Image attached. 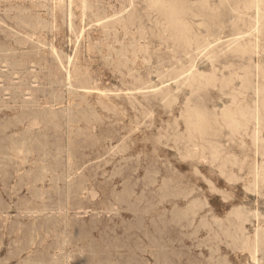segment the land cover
Listing matches in <instances>:
<instances>
[{
	"label": "rangeland",
	"instance_id": "rangeland-1",
	"mask_svg": "<svg viewBox=\"0 0 264 264\" xmlns=\"http://www.w3.org/2000/svg\"><path fill=\"white\" fill-rule=\"evenodd\" d=\"M251 1L0 0V264H264V23L231 43ZM170 6L217 42L181 52Z\"/></svg>",
	"mask_w": 264,
	"mask_h": 264
},
{
	"label": "bare ground",
	"instance_id": "bare-ground-1",
	"mask_svg": "<svg viewBox=\"0 0 264 264\" xmlns=\"http://www.w3.org/2000/svg\"><path fill=\"white\" fill-rule=\"evenodd\" d=\"M150 1H152V0H150ZM177 1V0H176ZM194 1V0H193ZM208 1V0H207ZM249 1H251V0H249ZM254 1H256V0H254ZM77 2H79V1H77ZM158 2V1H157ZM204 2V1H203ZM222 2V1H221ZM220 2V3H221ZM251 2H253V1H251ZM71 3V2H70ZM72 3L74 4V2L72 1ZM83 3H84V0H83ZM82 3V4H83ZM193 3V2H192ZM223 3V2H222ZM254 3V2H253ZM253 3H252V5H253ZM256 3H257V1H256ZM164 4V3H163ZM163 4H162V6H163ZM201 4V3H200ZM208 5H209V3H207ZM260 4V3H259ZM262 4V3H261ZM69 5V4H68ZM165 5V4H164ZM171 5V4H170ZM174 5V4H173ZM195 5H196V3H195ZM244 5V4H243ZM254 5H255V3H254ZM83 6V5H82ZM177 6H178V4H177ZM176 6V7H177ZM200 6V5H199ZM251 6V5H250ZM259 6V5H258ZM71 7V6H70ZM179 7V6H178ZM261 7H263V5L261 6ZM73 8H75V7H73ZM162 8V7H161ZM165 8V7H164ZM194 8H195V6H194ZM76 9H77V7H76ZM167 9H169L168 11H169V17H170V20H169V22H170V26H172V28H173V30H174V32H180V31H182V33H181V35L183 36L182 37V41H178V43H179V46L181 47V52H183L184 54H188V56L189 57H192V56H194V55H199L200 53H202L204 50H206V48H208V45L210 46V45H214V43L215 42H217V40H216V38H214L213 39V42L210 44V42H208L209 40H212V39H210V38H201V37H198V36H192L191 34L190 35H187V33H190V28H192L191 26L189 27V25L186 23V21H185V19L184 20H182V18L180 17V16H182V15H179L178 13H177V11H176V9H174V7H172V6H170L169 8H167ZM181 9V8H180ZM252 9V8H251ZM258 9V8H257ZM184 10V9H183ZM196 10V9H195ZM260 10V9H259ZM164 11V10H163ZM76 12H78L77 10H76ZM75 12V13H76ZM81 12V11H80ZM144 12V11H143ZM180 12V11H179ZM187 12V11H186ZM237 12H238V10H237ZM245 12V11H244ZM247 12V11H246ZM253 12V11H252ZM79 13V12H78ZM77 13V14H78ZM181 13V12H180ZM192 13V12H191ZM190 13V14H191ZM199 13V12H198ZM243 13V12H242ZM255 13V12H254ZM262 13V12H261ZM263 13H264V11H263ZM153 14V13H152ZM185 14V13H184ZM232 14V13H231ZM230 14V15H231ZM236 14H238V13H236ZM240 14V13H239ZM247 14V13H246ZM245 14V15H246ZM250 14V13H249ZM257 14V13H256ZM69 15V14H68ZM186 15V14H185ZM79 16V15H78ZM83 16V15H82ZM114 16V15H113ZM120 16V15H119ZM184 16V15H183ZM191 16H192V14H191ZM196 17H194V21H195V18H197V15H195ZM247 16V15H246ZM69 17V16H68ZM80 17V16H79ZM121 17V16H120ZM202 17V16H201ZM261 17H262V14H260V12H258V18H257V16H256V20H255V22L254 23H251V25H250V27H248V29H246L247 31H241V32H238V33H236V34H234V38H232V42L231 43H233L234 45H236V46H241V45H244V44H248V43H250L251 41H252V39H253V37L255 36V34L259 31V30H261L260 28H261V25H263V21L261 20ZM187 18H189V17H187ZM233 17H231L229 20H231ZM241 17L238 15L237 16V19H240ZM246 18V17H245ZM68 19H70V18H68ZM113 20H114V18H112ZM191 19H192V17H191ZM84 20V19H83ZM252 20V19H251ZM264 20V19H263ZM68 21H70V20H68ZM107 21V20H106ZM112 21V20H111ZM231 21H233V20H231ZM55 22V21H54ZM57 22V21H56ZM80 22V21H79ZM108 22V21H107ZM192 22V21H191ZM190 22V23H191ZM234 22V21H233ZM58 23V22H57ZM76 23H77V21H76ZM105 23V22H104ZM168 23V22H167ZM194 23V22H193ZM193 23H191V25L193 24ZM199 23V22H198ZM200 23H202V22H200ZM244 23V22H243ZM59 24V23H58ZM82 24V23H81ZM242 23H240V25H241ZM83 25V24H82ZM81 25V26H82ZM197 25V24H196ZM60 26V25H59ZM69 26V25H68ZM95 26H96V24H95ZM99 26V25H98ZM54 27V26H53ZM70 28H71V26H69ZM167 27H169V26H167ZM195 27V26H194ZM199 27V26H198ZM61 28V27H60ZM69 28V29H70ZM166 28V27H165ZM62 29V28H61ZM91 29V28H90ZM167 29V28H166ZM193 29V28H192ZM65 30V29H64ZM80 30V29H79ZM47 31V30H46ZM59 31H61V30H59ZM71 31V30H70ZM158 30H156V32H157ZM58 32V31H57ZM63 32V31H62ZM95 32V31H94ZM98 32H100V31H98ZM206 32V31H205ZM204 32V33H205ZM82 33V32H81ZM92 33V32H91ZM185 33V34H184ZM195 33V32H194ZM47 34V33H46ZM55 34H56V32H55ZM43 35V34H42ZM57 35V34H56ZM114 35V34H113ZM72 36H73V34H72ZM81 37H82V35H80ZM40 37H41V35H40ZM46 37V36H45ZM120 37V36H119ZM264 37V36H263ZM68 38V37H67ZM74 38V37H73ZM73 38H71V39H73ZM103 38V37H102ZM54 39V38H53ZM47 40V39H46ZM86 40H87V38H86ZM112 40V39H111ZM114 40V39H113ZM216 40V41H215ZM255 40V39H254ZM77 41V40H76ZM75 42V41H74ZM80 42V41H79ZM87 42V41H86ZM109 42V41H108ZM126 42V41H125ZM262 42V41H261ZM83 43H84V41H83ZM252 43H254V42H252ZM102 45V44H101ZM106 45V44H105ZM171 45V44H170ZM178 45V44H177ZM250 45H251V43H250ZM257 45V44H256ZM263 46H264V44H263ZM57 47V46H56ZM129 47V46H128ZM172 47V46H171ZM255 47V46H254ZM262 47V46H261ZM151 48H153V47H151ZM258 48H259V46H258ZM52 49V48H51ZM105 49V48H104ZM126 49V48H125ZM237 49V48H236ZM252 49V48H251ZM255 49H256V47H255ZM255 49H253L254 51H255ZM264 49V48H263ZM54 50V49H53ZM138 51V50H137ZM257 51V50H256ZM259 51H260V49H259ZM53 52V51H52ZM141 52V51H140ZM135 53V52H134ZM139 53V52H138ZM257 53V52H256ZM204 54V53H203ZM259 54V53H258ZM261 54V53H260ZM262 54H264L263 53V51H262ZM146 55V54H145ZM171 55V54H170ZM240 55V54H239ZM57 56V55H56ZM144 56V55H143ZM203 56V55H202ZM257 56V55H256ZM262 56V55H261ZM141 57V56H140ZM148 57V56H147ZM186 57V56H185ZM204 57V56H203ZM202 57V58H203ZM252 57H254V56H252ZM68 59V58H67ZM75 59V58H74ZM116 59V58H115ZM143 59V58H142ZM149 59V58H148ZM207 59V58H206ZM225 59H226V57H225ZM59 60V59H58ZM84 60V59H83ZM134 60V59H133ZM132 60V61H133ZM141 60V59H140ZM150 60V59H149ZM152 60V59H151ZM68 61V60H67ZM72 61V59H69V62H71ZM79 61V60H78ZM116 61V60H115ZM189 61V60H188ZM198 61V60H197ZM261 61V60H260ZM60 62V61H59ZM136 62V61H135ZM183 62V61H182ZM232 62V61H231ZM245 62V61H244ZM264 62V61H263ZM61 63V62H60ZM118 63V62H117ZM142 63V62H141ZM145 63V62H144ZM179 63V62H178ZM177 63V64H178ZM187 63V62H186ZM224 63V62H223ZM229 63V62H228ZM251 63V62H250ZM146 64V63H145ZM196 64V63H195ZM257 64V63H256ZM79 65V64H78ZM179 65H181L180 63H179ZM216 65H218V64H216ZM146 66V65H145ZM219 66V65H218ZM217 66V67H218ZM67 67H69V66H67ZM66 67V68H67ZM83 67V66H82ZM81 67V68H82ZM136 67H137V65H136ZM141 66H139V68H140ZM150 67V66H149ZM177 67V66H176ZM182 67H184V66H182ZM186 67H187V65H186ZM192 67V66H191ZM193 67H194V65H193ZM196 67V66H195ZM194 67V68H195ZM200 67V66H199ZM257 67V66H256ZM3 68V67H2ZM63 68V67H62ZM116 68V67H115ZM143 68V67H142ZM145 68V67H144ZM154 68V67H153ZM193 68V69H194ZM232 68V67H231ZM251 68V67H250ZM8 69V68H7ZM69 69V68H68ZM72 69V68H71ZM186 69V68H185ZM192 69V70H193ZM73 70V69H72ZM84 70V69H83ZM144 70V69H143ZM151 70V69H150ZM181 70H183V69H181ZM188 70V69H187ZM219 70V69H218ZM258 69H256V71H257ZM63 71H64V69H63ZM145 71H146V69H145ZM154 71V70H153ZM180 71V70H179ZM179 71H177V73L179 72ZM191 71V70H190ZM222 71H223V68H222ZM233 71V70H232ZM1 72V71H0ZM147 72H148V70H147ZM185 70H183V74H185ZM189 72V71H188ZM199 72V71H198ZM211 72H213V71H211ZM218 72V71H217ZM225 72V71H224ZM7 73V72H6ZM90 73H91V71H90ZM145 73V72H144ZM149 73V72H148ZM151 73H153V72H151ZM156 73V72H155ZM187 73V72H186ZM193 73H195V70L194 71H191V73H189V76H192L193 75ZM200 73V72H199ZM221 73H223V72H221ZM220 73V74H221ZM227 73H228V71H227ZM227 73H225V74H227ZM235 73V72H234ZM259 73V72H258ZM69 74V73H68ZM214 74V73H213ZM230 74V73H229ZM236 74V73H235ZM244 74H245V72H244ZM70 75V74H69ZM144 75V74H143ZM157 75V74H156ZM196 74H194L193 76H195ZM206 75V74H205ZM211 75V74H210ZM232 75V74H231ZM230 75V76H231ZM238 74H236V76H237ZM257 75V74H256ZM144 76H147L148 77V75H144ZM174 76V75H173ZM215 76V75H214ZM247 76H248V74H247ZM260 76V75H259ZM96 77V76H95ZM158 77V76H157ZM186 77V76H185ZM235 77V76H234ZM233 77V78H234ZM239 77V76H238ZM237 77V78H238ZM67 78V77H66ZM164 78V77H163ZM163 78H162V80H163ZM170 78V77H169ZM184 78V77H183ZM189 78V77H188ZM240 78V77H239ZM250 78V77H249ZM262 78V77H261ZM1 79V78H0ZM146 79V78H145ZM149 79V78H148ZM159 79L160 78H158V81H159ZM165 79V81L167 80L166 78H164ZM172 79V78H171ZM170 79V80H171ZM178 79V78H177ZM183 80L181 77L178 79V80ZM191 79V78H190ZM242 79H244V78H242ZM242 79H240V80H242ZM253 79H254V76H253ZM258 79V78H257ZM174 80V79H173ZM185 80H186V78H185ZM193 80V79H192ZM198 80H199V78H198ZM198 80H197V82H198ZM216 80V79H215ZM239 80V79H238ZM13 81H15L14 79H13ZM175 81V80H174ZM187 81V80H186ZM233 81H235V79H233ZM244 81V80H243ZM69 82V81H68ZM72 82H73V80H72ZM145 82V81H144ZM150 82V81H149ZM166 82H169V81H166ZM225 82V81H224ZM250 82V81H249ZM70 83V82H69ZM151 83V82H150ZM175 83H177V82H175ZM180 83V82H179ZM183 83V82H182ZM185 83H187V82H185ZM191 83V82H190ZM202 83V82H201ZM245 83V82H244ZM168 84V83H167ZM174 84V83H173ZM222 84V83H221ZM229 84V83H228ZM241 84V83H240ZM246 84V83H245ZM63 85V84H62ZM175 85V84H174ZM181 85H183L184 86V84H181ZM224 85V84H223ZM239 85V84H238ZM244 85V84H243ZM26 86V85H25ZM30 86H32V85H30ZM38 86H40V85H38ZM61 86V85H60ZM70 86V85H69ZM68 86V87H69ZM148 86V85H147ZM163 86V85H162ZM161 86V87H162ZM165 86H166V84H165ZM168 86V85H167ZM171 86V85H170ZM190 86V85H189ZM220 86V85H219ZM233 86V85H232ZM242 86V85H241ZM245 86V85H244ZM244 86H242V87H244ZM19 87V86H18ZM20 87H22V86H20ZM160 87V88H161ZM177 87V86H176ZM234 87V86H233ZM71 88V87H70ZM160 88H157V89H160ZM186 88V87H185ZM188 88V87H187ZM207 88V87H206ZM68 89V88H67ZM189 89V88H188ZM194 89V88H193ZM208 89V88H207ZM221 89V88H220ZM235 89H238L237 87L235 88ZM31 90V89H30ZM73 90V89H72ZM77 90V89H76ZM101 90H103V89H101ZM185 90V89H184ZM79 91V90H78ZM107 91V90H106ZM115 91V90H114ZM120 91V90H119ZM146 91V90H145ZM144 91V92H145ZM148 91V90H147ZM155 91V90H154ZM177 91V90H176ZM176 91H175V93H176ZM179 91V90H178ZM189 91V90H188ZM191 91V90H190ZM217 91H218V89H217ZM221 91V90H220ZM229 91V90H228ZM66 92V91H65ZM139 92H141V91H139ZM143 92V93H144ZM184 92V91H183ZM186 92H187V89H186ZM201 92H202V90H201ZM219 92V91H218ZM240 92V91H239ZM87 93V92H86ZM89 93V92H88ZM87 93V94H88ZM130 93V92H129ZM138 93V92H137ZM191 93V92H190ZM208 93V92H207ZM220 93V92H219ZM219 93H217V94H219ZM232 93V92H231ZM245 93H247V92H245ZM99 94V93H98ZM103 94L104 93H102V96H103ZM106 94H108V93H106ZM131 94V93H130ZM135 94V93H134ZM155 94V93H154ZM163 94V93H162ZM11 95V94H10ZM69 95V94H68ZM89 95V94H88ZM100 95V94H99ZM105 95V94H104ZM111 95V94H110ZM137 95V94H136ZM179 95V94H178ZM188 95V94H187ZM186 95V96H187ZM196 95H197V93H196ZM212 95V94H211ZM4 95H2L1 97H3ZM31 96V95H30ZM108 96V95H107ZM182 96V95H181ZM206 96V95H205ZM241 96H243V95H241ZM5 97V96H4ZM25 97V96H24ZM33 97H34V95H33ZM99 97V96H98ZM113 97V96H112ZM155 97V96H154ZM179 97V100H180V96H178ZM183 97V96H182ZM215 97V96H214ZM239 97H240V95H239ZM9 98V97H8ZM106 98V97H105ZM133 98V97H132ZM176 98H177V96H176ZM176 98H174V99H176ZM109 99V98H108ZM115 100V99H114ZM113 100V101H114ZM244 100V99H243ZM107 101V100H106ZM105 101V102H106ZM113 101H111V103L113 102ZM178 101V100H177ZM231 101V100H230ZM245 101V100H244ZM257 101V100H256ZM109 102V101H108ZM188 102V101H187ZM186 102V103H187ZM250 102V101H249ZM170 103V102H169ZM184 103V102H183ZM114 104H116V103H114ZM120 104V103H119ZM155 104H156V102H155ZM185 104V103H184ZM188 104V103H187ZM233 104H234V102H233ZM246 104V103H245ZM111 105V104H110ZM124 105V104H123ZM157 105H158V103H157ZM172 105H174V104H172ZM178 105H180V104H178ZM182 105V104H181ZM239 105V104H238ZM257 105V104H256ZM159 106V105H158ZM248 106V105H247ZM253 106H255L254 104H253ZM117 107H119V106H117ZM177 107V106H176ZM184 107V106H183ZM232 107V106H231ZM234 107V106H233ZM66 108H68V107H66ZM115 108V107H114ZM159 108V107H158ZM180 108V107H179ZM185 108V107H184ZM118 109V108H117ZM155 109V108H154ZM178 109V108H177ZM254 109V108H253ZM67 110V109H66ZM182 110V109H181ZM193 110V109H192ZM226 110V109H225ZM119 111H121V110H119ZM156 111V110H155ZM167 111V110H166ZM174 111H176V110H174ZM233 111H234V109H233ZM241 111V110H240ZM252 111V110H251ZM199 112V111H198ZM119 113V112H118ZM180 113V112H179ZM191 113H192V111H191ZM255 113V112H254ZM120 114V113H119ZM125 114V113H124ZM225 115H227L226 113H224ZM230 114V113H229ZM123 115V114H122ZM126 115V114H125ZM130 115V114H129ZM232 115V114H231ZM243 115V114H242ZM256 115V114H255ZM185 116H187L186 114H185ZM194 116H198V115H194ZM201 116V115H200ZM224 117V116H223ZM234 117V116H233ZM200 118V117H199ZM227 118V117H226ZM229 118V117H228ZM185 119V118H184ZM257 119V118H256ZM186 120V119H185ZM228 120V119H227ZM226 120V121H227ZM230 120H232V119H230ZM246 120V119H245ZM36 121V120H35ZM177 121V120H176ZM179 121H181V120H179ZM183 121V120H182ZM188 121H189V119H188ZM226 121H224V122H226ZM242 121V120H241ZM229 122H231V121H229ZM243 122H245V121H243ZM184 123V122H183ZM188 123V122H187ZM202 123V122H201ZM228 123V122H227ZM233 123V122H232ZM246 123V122H245ZM244 123V125H246ZM141 124H142V122H141ZM185 124H186V122H185ZM197 124V123H196ZM238 124V123H237ZM27 125V124H26ZM181 125V124H180ZM190 125V124H189ZM228 125V124H227ZM230 125H233V124H231L230 123ZM29 126V125H28ZM135 126V125H134ZM200 126H201V124H200ZM204 126V125H203ZM229 126V125H228ZM239 126V125H238ZM237 126V127H238ZM247 126V125H246ZM30 127H31V125H30ZM195 127V126H194ZM193 127V128H194ZM205 127V126H204ZM236 127V126H235ZM134 128V127H133ZM132 128V129H133ZM135 128H136V126H135ZM139 128H142V127H139ZM196 128V127H195ZM198 128V127H197ZM232 128H234V127H232ZM241 128V127H240ZM242 129V128H241ZM188 130V129H187ZM248 130V129H247ZM134 131H135V129H134ZM137 131V130H136ZM246 132V131H245ZM136 133V132H135ZM247 133V132H246ZM259 133V132H258ZM261 133V132H260ZM259 133V134H260ZM193 134H194V132H193ZM248 134V133H247ZM247 134L245 135V136H247ZM249 134H252V133H249ZM242 139V138H241ZM188 140V139H187ZM216 140V139H215ZM213 142H214V139L212 140ZM67 142V141H66ZM199 142V141H198ZM197 142V143H198ZM202 142V141H201ZM211 142V141H210ZM249 141H247V143H248ZM251 143V142H250ZM250 143H248V144H250ZM11 144V143H10ZM155 144V143H154ZM206 144V143H205ZM252 144V143H251ZM13 145V144H12ZM221 145V144H220ZM254 145V144H253ZM206 146V145H205ZM210 146V145H209ZM215 146V145H214ZM217 146V145H216ZM219 146V145H218ZM251 146V145H250ZM180 147H181V145H180ZM247 147V146H246ZM14 148V147H13ZM21 148H22V146H21ZM204 148V147H203ZM260 148V147H259ZM101 149V148H100ZM212 151V150H211ZM230 151V150H229ZM20 152L23 154V155H20V154H18L17 156L19 157V159H22V160H25V158H26V155H25V152H24V150H20ZM213 152V151H212ZM11 153V152H10ZM201 153V152H200ZM230 153H233V152H230ZM237 153V152H236ZM235 153V154H236ZM1 154V153H0ZM210 154V153H209ZM217 154V153H216ZM216 154H214V156L216 155ZM207 155V154H206ZM15 156V155H14ZM122 156V155H121ZM120 156V157H121ZM125 156V155H124ZM210 157H211V154L209 155ZM232 156V155H231ZM206 157V156H205ZM224 157H225V155H224ZM228 157H229V155H228ZM69 160H71L72 158L70 157V155H69ZM227 158V157H226ZM226 158H225V160H226ZM240 158V157H239ZM110 159V158H109ZM202 159V158H201ZM209 159V158H208ZM220 159H221V157H220ZM231 159H236L234 156H233V158H231ZM203 160V159H202ZM214 160V159H213ZM218 160V159H217ZM224 160V159H223ZM220 161V160H219ZM234 161V160H233ZM236 161V160H235ZM244 161H245V159H244ZM238 162H239V160H238ZM241 162V161H240ZM71 163V162H70ZM231 163V162H230ZM232 164V163H231ZM233 164H235V162L233 163ZM239 164V163H238ZM241 164V163H240ZM243 164V163H242ZM245 164V163H244ZM225 165H226V162H225ZM236 165H237V163H236ZM249 165H251V164H249ZM218 166V165H217ZM242 166V165H241ZM227 167V166H226ZM232 167H234V169L236 168L235 166H232ZM232 167H230V169L232 168ZM239 167V166H238ZM233 169V168H232ZM239 170H241V169H239ZM263 170V169H262ZM201 171V170H200ZM260 171H261V169H260ZM220 172V171H219ZM229 172V171H228ZM233 172V171H232ZM239 172V171H238ZM241 172V171H240ZM78 173V172H77ZM80 173V172H79ZM234 173H236V172H234ZM233 173V174H234ZM240 175H241V173H240ZM257 176V175H256ZM232 177V176H231ZM230 178V177H229ZM229 178H227V179H229ZM235 178V177H234ZM233 178V179H234ZM237 178V177H236ZM239 179V178H238ZM253 179V178H252ZM257 179V178H256ZM232 180V179H231ZM237 180V179H236ZM250 180V179H249ZM258 180V179H257ZM250 181H252V180H250ZM253 181H254V179H253ZM260 183V182H259ZM251 184H253V182L251 183ZM249 187V186H248ZM253 188V187H252ZM258 188V187H257ZM253 189H255V187L253 188ZM252 189V190H253ZM264 189V188H263ZM256 190V189H255ZM254 190V191H255ZM257 194H258V191L256 192ZM263 192H260V194H262ZM262 196H264V195H262ZM259 198H262V197H259ZM60 216V215H59ZM66 216V215H65ZM11 217V216H10ZM5 220H6V218H5ZM66 220V219H65ZM10 221V220H9ZM67 221V220H66ZM6 222H8V221H6ZM11 222V221H10ZM28 222V221H27ZM34 222V221H33ZM64 222V221H63ZM62 222V223H63ZM70 222V221H69ZM10 224V223H9ZM35 224V223H34ZM58 226V225H57ZM243 226V225H242ZM257 226V225H256ZM5 227V226H4ZM64 227V226H63ZM52 229V228H51ZM65 230V229H64ZM68 230V229H67ZM43 233V232H42ZM61 233V232H60ZM232 233V232H231ZM6 234H7V232H6ZM262 234V233H261ZM44 235V234H43ZM61 235H63V234H61ZM66 236V235H65ZM253 236V235H252ZM262 236H263V234H262ZM62 237V236H61ZM231 237H232V234H231ZM254 237V236H253ZM260 238H261V235H260ZM63 239H64V236H63ZM233 239V238H232ZM253 239V238H252ZM257 239V238H256ZM66 240V239H65ZM237 241V240H236ZM255 243V242H254ZM34 246V245H33ZM257 246V245H256ZM33 248V247H32ZM250 249V248H249ZM34 250V249H33ZM65 250H66V248H65ZM32 251V250H31ZM68 251V250H67ZM71 251V250H70ZM251 251V250H250ZM259 251V250H258ZM65 252V251H64ZM55 253V252H54ZM58 253H60V252H58ZM248 253H250V252H248ZM257 255V254H256ZM56 258V257H55ZM68 262V261H67Z\"/></svg>",
	"mask_w": 264,
	"mask_h": 264
}]
</instances>
